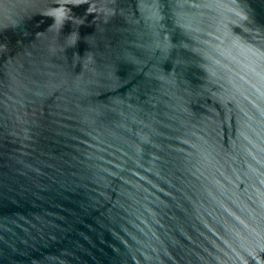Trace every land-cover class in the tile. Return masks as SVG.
Returning a JSON list of instances; mask_svg holds the SVG:
<instances>
[{
  "label": "water",
  "instance_id": "95a60500",
  "mask_svg": "<svg viewBox=\"0 0 264 264\" xmlns=\"http://www.w3.org/2000/svg\"><path fill=\"white\" fill-rule=\"evenodd\" d=\"M0 264H264V0H0Z\"/></svg>",
  "mask_w": 264,
  "mask_h": 264
}]
</instances>
